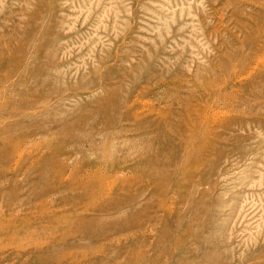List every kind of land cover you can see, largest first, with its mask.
Listing matches in <instances>:
<instances>
[{
	"label": "rangeland",
	"instance_id": "rangeland-1",
	"mask_svg": "<svg viewBox=\"0 0 264 264\" xmlns=\"http://www.w3.org/2000/svg\"><path fill=\"white\" fill-rule=\"evenodd\" d=\"M0 264H264V0H0Z\"/></svg>",
	"mask_w": 264,
	"mask_h": 264
},
{
	"label": "bare ground",
	"instance_id": "bare-ground-1",
	"mask_svg": "<svg viewBox=\"0 0 264 264\" xmlns=\"http://www.w3.org/2000/svg\"><path fill=\"white\" fill-rule=\"evenodd\" d=\"M111 187H113V186H111ZM85 189L91 193L95 192V193H93V195L94 194L96 195L97 192H98V194L101 193L103 195L108 193V189L104 186H101L99 189L98 188L93 189L92 184H88ZM78 199H81V198H78ZM104 207H106V206L86 204V205H84L81 213L75 212L76 215H79V214H85V215L76 217L77 218L76 223H75L76 231L72 230V233L75 232V233L81 234V235H83L85 237H89V238L91 236H94L95 235L94 230L96 228H94V225L92 223V219L88 218L86 215L91 214V213H97L99 211H104V209H103ZM109 235H110V233H109Z\"/></svg>",
	"mask_w": 264,
	"mask_h": 264
}]
</instances>
